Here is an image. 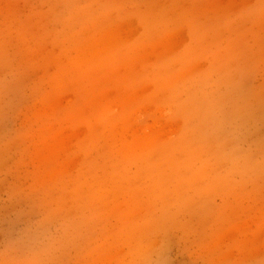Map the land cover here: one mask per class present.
<instances>
[{"label":"rangeland","instance_id":"obj_1","mask_svg":"<svg viewBox=\"0 0 264 264\" xmlns=\"http://www.w3.org/2000/svg\"><path fill=\"white\" fill-rule=\"evenodd\" d=\"M0 264H264V0H0Z\"/></svg>","mask_w":264,"mask_h":264}]
</instances>
